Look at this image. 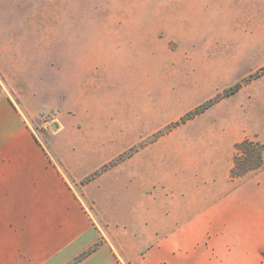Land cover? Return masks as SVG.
Returning <instances> with one entry per match:
<instances>
[{
    "label": "rangeland",
    "instance_id": "obj_1",
    "mask_svg": "<svg viewBox=\"0 0 264 264\" xmlns=\"http://www.w3.org/2000/svg\"><path fill=\"white\" fill-rule=\"evenodd\" d=\"M0 95L122 254L264 144V0H0Z\"/></svg>",
    "mask_w": 264,
    "mask_h": 264
},
{
    "label": "crops",
    "instance_id": "obj_2",
    "mask_svg": "<svg viewBox=\"0 0 264 264\" xmlns=\"http://www.w3.org/2000/svg\"><path fill=\"white\" fill-rule=\"evenodd\" d=\"M262 157L218 203L166 208L136 240L121 232L120 254L110 205L93 215L23 113L0 95V264H67L99 240L73 264H264Z\"/></svg>",
    "mask_w": 264,
    "mask_h": 264
},
{
    "label": "trees",
    "instance_id": "obj_3",
    "mask_svg": "<svg viewBox=\"0 0 264 264\" xmlns=\"http://www.w3.org/2000/svg\"><path fill=\"white\" fill-rule=\"evenodd\" d=\"M255 145H259L261 147H255ZM235 148L242 154L237 153L234 158H233V167L231 170L232 176L236 177L238 175H242L247 172H252L253 170H256L258 167L262 166L263 164V155L262 151L264 149V144L262 143H253L249 141L248 139H244L241 142L237 143ZM244 155V157H243ZM241 157L244 158V161L249 162L250 164L248 166H244V170L239 171V168L243 167L239 165V161ZM99 243H94L91 247H89L87 250L83 251L81 254H79L77 257L74 259L70 260L67 264H73L86 256L88 253H90L92 250H94Z\"/></svg>",
    "mask_w": 264,
    "mask_h": 264
},
{
    "label": "water",
    "instance_id": "obj_4",
    "mask_svg": "<svg viewBox=\"0 0 264 264\" xmlns=\"http://www.w3.org/2000/svg\"><path fill=\"white\" fill-rule=\"evenodd\" d=\"M54 126H56V125H54Z\"/></svg>",
    "mask_w": 264,
    "mask_h": 264
}]
</instances>
